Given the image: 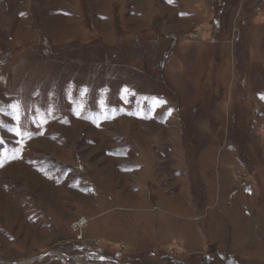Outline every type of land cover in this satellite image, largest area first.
Wrapping results in <instances>:
<instances>
[{"label": "rangeland", "instance_id": "rangeland-1", "mask_svg": "<svg viewBox=\"0 0 264 264\" xmlns=\"http://www.w3.org/2000/svg\"><path fill=\"white\" fill-rule=\"evenodd\" d=\"M261 96L264 0H0V264H264Z\"/></svg>", "mask_w": 264, "mask_h": 264}, {"label": "built area", "instance_id": "built-area-1", "mask_svg": "<svg viewBox=\"0 0 264 264\" xmlns=\"http://www.w3.org/2000/svg\"><path fill=\"white\" fill-rule=\"evenodd\" d=\"M87 223L88 221L85 218H83V219H80L77 223H75V227L77 230L82 231L84 227L87 226Z\"/></svg>", "mask_w": 264, "mask_h": 264}, {"label": "snow or ice", "instance_id": "snow-or-ice-1", "mask_svg": "<svg viewBox=\"0 0 264 264\" xmlns=\"http://www.w3.org/2000/svg\"><path fill=\"white\" fill-rule=\"evenodd\" d=\"M262 99H264V96H261ZM14 108L16 107L15 105L13 106Z\"/></svg>", "mask_w": 264, "mask_h": 264}, {"label": "bare ground", "instance_id": "bare-ground-1", "mask_svg": "<svg viewBox=\"0 0 264 264\" xmlns=\"http://www.w3.org/2000/svg\"><path fill=\"white\" fill-rule=\"evenodd\" d=\"M88 224V223H87ZM85 228V227H84Z\"/></svg>", "mask_w": 264, "mask_h": 264}]
</instances>
